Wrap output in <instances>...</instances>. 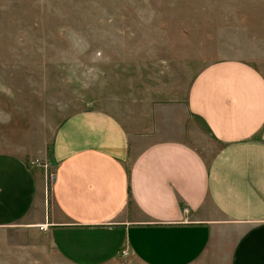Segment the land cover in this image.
Wrapping results in <instances>:
<instances>
[{"label":"crops","instance_id":"obj_1","mask_svg":"<svg viewBox=\"0 0 264 264\" xmlns=\"http://www.w3.org/2000/svg\"><path fill=\"white\" fill-rule=\"evenodd\" d=\"M167 66L66 116L40 163L0 151V232L70 264H110L124 249L143 264H264V72L238 57L191 76Z\"/></svg>","mask_w":264,"mask_h":264},{"label":"rangeland","instance_id":"obj_2","mask_svg":"<svg viewBox=\"0 0 264 264\" xmlns=\"http://www.w3.org/2000/svg\"><path fill=\"white\" fill-rule=\"evenodd\" d=\"M228 57L264 72V0H0V151L40 161L72 112L140 90L168 61L191 76ZM52 174L49 165L50 202ZM218 257L200 264H230ZM0 264L70 263L9 230ZM110 264L143 263L121 255Z\"/></svg>","mask_w":264,"mask_h":264},{"label":"built area","instance_id":"obj_3","mask_svg":"<svg viewBox=\"0 0 264 264\" xmlns=\"http://www.w3.org/2000/svg\"><path fill=\"white\" fill-rule=\"evenodd\" d=\"M31 163H32V164H34V163H40V161H39V159H36V160H32ZM52 176H53V179H54V174H52ZM121 255H122V256H128V255H130V253H129L128 249H124V250L121 252Z\"/></svg>","mask_w":264,"mask_h":264}]
</instances>
